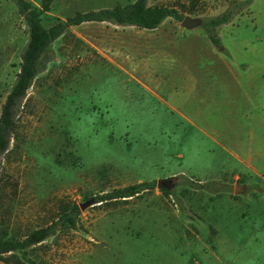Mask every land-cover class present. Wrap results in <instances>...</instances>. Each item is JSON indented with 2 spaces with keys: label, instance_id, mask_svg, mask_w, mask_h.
<instances>
[{
  "label": "rangeland",
  "instance_id": "rangeland-1",
  "mask_svg": "<svg viewBox=\"0 0 264 264\" xmlns=\"http://www.w3.org/2000/svg\"><path fill=\"white\" fill-rule=\"evenodd\" d=\"M134 1L55 0L45 23ZM237 1L249 3L218 27L221 46L204 23L234 0H149L201 18L195 28L173 17L156 29L90 21L56 40L0 164V231L23 238L52 223L62 202L93 201L76 229L34 246L30 257L264 264V0ZM28 40L17 5L0 0V114ZM165 177L174 194L156 186L97 202Z\"/></svg>",
  "mask_w": 264,
  "mask_h": 264
},
{
  "label": "trees",
  "instance_id": "trees-1",
  "mask_svg": "<svg viewBox=\"0 0 264 264\" xmlns=\"http://www.w3.org/2000/svg\"><path fill=\"white\" fill-rule=\"evenodd\" d=\"M12 1L17 5L20 14L25 19L29 29V40L22 52V61L16 81L7 95L0 114V164L10 148L19 109L26 99L29 89L43 69L42 56L71 26L97 21L123 26H137L144 29H156L168 17H173L179 21L184 19V16L176 8L166 5H150L149 0H135L125 5L77 12L64 20L57 19L47 25L45 15L51 11L55 0H40L39 5L29 0ZM244 3L249 2L245 1ZM244 3L234 0L232 7L218 16L211 17L204 23L210 40L216 46H221L218 27L230 22L237 14L235 11L239 9L240 4ZM187 184L194 183L190 180L187 181ZM156 186H158V183L155 181H144L128 185L99 194L97 202L134 197ZM198 186L204 188L207 184L199 183ZM161 189L169 194L175 193L173 189ZM81 214V204L62 202L59 215L52 223L33 230L23 238L9 236L0 231V260L6 264H40L30 257V249L58 232L76 229Z\"/></svg>",
  "mask_w": 264,
  "mask_h": 264
},
{
  "label": "water",
  "instance_id": "water-1",
  "mask_svg": "<svg viewBox=\"0 0 264 264\" xmlns=\"http://www.w3.org/2000/svg\"><path fill=\"white\" fill-rule=\"evenodd\" d=\"M202 23V19L201 18H193L190 16H186L183 20H182V25L185 28H195L199 25H201ZM173 177H165V178H161L158 180V187L160 188H166V189H172L175 185L174 181H173ZM93 201H89L87 203H82L81 204V208L84 209L86 208L88 205L92 204Z\"/></svg>",
  "mask_w": 264,
  "mask_h": 264
},
{
  "label": "crops",
  "instance_id": "crops-1",
  "mask_svg": "<svg viewBox=\"0 0 264 264\" xmlns=\"http://www.w3.org/2000/svg\"><path fill=\"white\" fill-rule=\"evenodd\" d=\"M0 264H6V263L0 260Z\"/></svg>",
  "mask_w": 264,
  "mask_h": 264
}]
</instances>
